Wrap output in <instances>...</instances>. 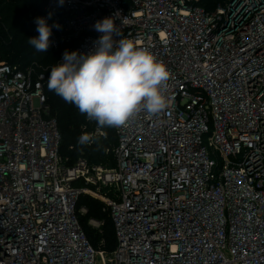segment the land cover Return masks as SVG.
Segmentation results:
<instances>
[{
	"label": "built area",
	"instance_id": "built-area-1",
	"mask_svg": "<svg viewBox=\"0 0 264 264\" xmlns=\"http://www.w3.org/2000/svg\"><path fill=\"white\" fill-rule=\"evenodd\" d=\"M50 13L56 64L113 17L114 40L166 65L170 100L112 127V144L88 120L84 145L105 142L113 164L70 162L45 69L0 60V264H264V0H44ZM81 195L102 202L112 250L88 239Z\"/></svg>",
	"mask_w": 264,
	"mask_h": 264
},
{
	"label": "clouds",
	"instance_id": "clouds-1",
	"mask_svg": "<svg viewBox=\"0 0 264 264\" xmlns=\"http://www.w3.org/2000/svg\"><path fill=\"white\" fill-rule=\"evenodd\" d=\"M63 5L64 0H59ZM47 18L37 17L38 37L28 43L38 52L50 46L52 28ZM102 35L87 53L65 50L60 63L51 68L48 89L66 102L74 104L89 121L99 128L126 125L139 113H162L169 104L170 73L147 47L138 46L129 38L114 40L120 35L113 17H106L94 25ZM92 140L90 134L79 137L80 144Z\"/></svg>",
	"mask_w": 264,
	"mask_h": 264
},
{
	"label": "trees",
	"instance_id": "trees-1",
	"mask_svg": "<svg viewBox=\"0 0 264 264\" xmlns=\"http://www.w3.org/2000/svg\"><path fill=\"white\" fill-rule=\"evenodd\" d=\"M216 1L209 0V3L214 6ZM43 6L44 0H0V60L16 64L20 68L33 64L37 71L43 70L48 67L47 65L49 67L56 65L58 54L50 46L45 52H38L28 43L29 38L39 35L34 22L37 17H41ZM50 71L51 69L45 71L47 80L43 84V93L50 115L56 118L61 134V155L68 157L70 162L78 156H84L90 162L112 165V155L104 151L105 142L97 140L92 147L79 143V137L83 135L82 126L87 124L88 119L74 104L66 102L54 91L48 89ZM103 129L107 133L106 143H115L113 128L104 127ZM82 206L87 209V213L79 215V220L91 244L97 246L99 239L103 238L106 248L112 250L115 246L113 226L108 214L102 211V202L91 196L81 195L77 201V209ZM89 217L104 220L102 234L87 226L86 219Z\"/></svg>",
	"mask_w": 264,
	"mask_h": 264
},
{
	"label": "rangeland",
	"instance_id": "rangeland-1",
	"mask_svg": "<svg viewBox=\"0 0 264 264\" xmlns=\"http://www.w3.org/2000/svg\"><path fill=\"white\" fill-rule=\"evenodd\" d=\"M46 65H47V63H46ZM46 65H44V66H46ZM47 66H48V67H46V68H43V67H42V68L45 69V71H46L47 69H51L52 67H54V66H52V65H51V67H49V65H47Z\"/></svg>",
	"mask_w": 264,
	"mask_h": 264
}]
</instances>
